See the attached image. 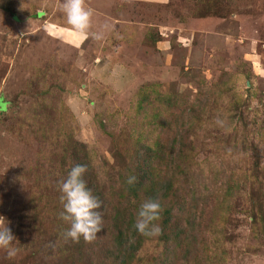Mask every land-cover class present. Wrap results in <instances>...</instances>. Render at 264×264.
Segmentation results:
<instances>
[{"label":"rangeland","instance_id":"374dc122","mask_svg":"<svg viewBox=\"0 0 264 264\" xmlns=\"http://www.w3.org/2000/svg\"><path fill=\"white\" fill-rule=\"evenodd\" d=\"M62 3L0 0V216L20 249H0V264H264V0H85L99 41L71 29ZM150 91L176 99L165 129L146 124ZM146 127L176 139L164 211L180 235L122 221L65 239L61 182L48 189L42 170L70 169L62 154L81 145L114 189Z\"/></svg>","mask_w":264,"mask_h":264},{"label":"trees","instance_id":"16d2710c","mask_svg":"<svg viewBox=\"0 0 264 264\" xmlns=\"http://www.w3.org/2000/svg\"><path fill=\"white\" fill-rule=\"evenodd\" d=\"M40 15L44 17L42 14ZM150 94H155V98H153L154 100L152 101V104H154L152 107L153 115L145 118L146 124L147 126L149 125L153 127L159 125L165 129L167 126H170L171 123L167 120V115L165 114L164 116L162 111L163 109L171 111L177 108L176 99L174 97L170 98V96L166 94L156 93V91H150L149 93H143L141 95L146 99ZM99 124L101 131L108 134L106 126L101 122ZM134 137V139L132 138L133 146L130 155L131 163L121 170L117 185L114 189L112 188L104 191L99 188L97 173L93 168L90 155H88L84 146L77 144V148L73 151L67 149V151L62 154L63 157L67 158L70 162V169H52L54 165L51 164L49 168L42 170L44 172L39 170L36 172H42L45 180L41 184L52 190L57 189L58 187L52 184V176L60 180L62 183V181L67 178V175L73 166L77 164L86 165L88 171L86 172L84 179L92 194L103 204V225L109 223L122 228V224L120 223L122 221H127L131 227H134L140 204L148 198H155L160 201L163 208L162 217H164V222L160 227L165 231H171L172 234L176 233L178 237L180 235L178 232L181 230V225H178V223L173 220V217L170 214L171 209L164 211L165 204L168 203L169 200V193L177 192L175 188L178 179H175L173 171L181 169L179 166L169 167L170 156L175 151V149L172 151V145L175 147L176 139L173 140L169 146H164L159 138L153 141L151 140L152 132H149L147 127L146 129H142L138 136ZM168 149L171 154L169 153V157H166ZM179 157L183 160L185 159L186 154L183 150L179 152ZM164 167L168 169L169 176L163 173L162 170ZM172 172L173 174L170 176ZM183 174L185 175L186 173L184 172ZM130 176L136 177L135 184L129 185L127 183V179ZM167 179L170 180L167 181ZM58 189H60V185ZM130 210L131 213H129ZM161 233L160 236H162ZM173 242L178 243V245L180 244L178 239H174Z\"/></svg>","mask_w":264,"mask_h":264},{"label":"clouds","instance_id":"9594fccd","mask_svg":"<svg viewBox=\"0 0 264 264\" xmlns=\"http://www.w3.org/2000/svg\"><path fill=\"white\" fill-rule=\"evenodd\" d=\"M61 9L65 14L67 24L81 38L87 39L90 35L99 41L103 34L90 32L92 26L93 10L86 6L85 0H63ZM107 28V25L105 26ZM87 166L77 164L71 168L67 178L62 181L60 191L63 211L60 217L70 227L63 233L65 239L78 242L81 237L85 241H92L102 231L103 204L88 188L84 176ZM136 177L127 179L129 185L135 184ZM163 208L158 199L144 200L137 211L135 229L144 236H158L161 233L159 221L162 219ZM17 241L9 221L0 216V249L6 250L8 257L15 258L20 249L16 247Z\"/></svg>","mask_w":264,"mask_h":264},{"label":"crops","instance_id":"0c3cea01","mask_svg":"<svg viewBox=\"0 0 264 264\" xmlns=\"http://www.w3.org/2000/svg\"><path fill=\"white\" fill-rule=\"evenodd\" d=\"M132 3H147V4H168L170 2V0H130ZM200 20V19H198ZM197 20V21H198ZM201 21H205L204 19H202ZM63 28V27H62ZM61 33L64 32L65 30L60 29ZM66 32V31H65ZM67 34V33H66ZM68 35V34H67ZM64 36V35H63Z\"/></svg>","mask_w":264,"mask_h":264}]
</instances>
